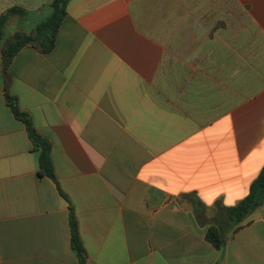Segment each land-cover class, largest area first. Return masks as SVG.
<instances>
[{"label":"crops","instance_id":"0c3cea01","mask_svg":"<svg viewBox=\"0 0 264 264\" xmlns=\"http://www.w3.org/2000/svg\"><path fill=\"white\" fill-rule=\"evenodd\" d=\"M263 168L264 0H70L50 53L5 77L0 50V264H78L70 206L87 264H264V206L223 251L207 239Z\"/></svg>","mask_w":264,"mask_h":264},{"label":"trees","instance_id":"16d2710c","mask_svg":"<svg viewBox=\"0 0 264 264\" xmlns=\"http://www.w3.org/2000/svg\"><path fill=\"white\" fill-rule=\"evenodd\" d=\"M70 0H54L49 6L51 14L48 18L39 22L30 34L18 31L12 36V40L6 45H1L6 37V26L8 21L19 15H26V10L20 7L8 9L0 15V50L3 56L4 74L7 77V70L13 58L27 45L33 46L41 53H50L56 42L59 26L67 14V5ZM6 101L15 117L21 120L27 128L28 135L34 148L39 151L40 174L55 179V172L52 160L51 143L38 134L29 113L23 111L18 99L10 93H6ZM264 202V168L257 179L253 182L248 196L236 207L220 209L216 222L209 226L207 239L213 245L223 251L226 247L229 235L238 232L243 225L242 221ZM69 222L71 231V247L78 258V264H87V252L83 245L79 232L78 220L72 206L69 207ZM199 210V209H197Z\"/></svg>","mask_w":264,"mask_h":264},{"label":"rangeland","instance_id":"374dc122","mask_svg":"<svg viewBox=\"0 0 264 264\" xmlns=\"http://www.w3.org/2000/svg\"><path fill=\"white\" fill-rule=\"evenodd\" d=\"M51 12L52 11H51L50 6H49L48 8L43 9L42 13L39 14V15L31 14L28 11H26V15L23 16V17H19V15H16L15 17H12L8 21V24L6 26L7 34H6L5 39H3V42H1V45H6L7 43H9L12 40V36L18 31H24V32H27V33L30 34L31 32H33V30L35 29V27L37 26V24L39 22H41L44 19L48 18V16L51 14ZM27 46H30V45H27ZM35 151H37V150L35 149ZM37 152H39V151H37ZM236 206H234V207H236ZM263 206H264V202H263V204L260 207H263ZM260 207H258L256 210H258ZM256 210H254L251 214H249L242 221L241 224L243 225V227L246 225V223L248 222L249 218L252 216V214ZM214 221L216 222V220H214Z\"/></svg>","mask_w":264,"mask_h":264}]
</instances>
